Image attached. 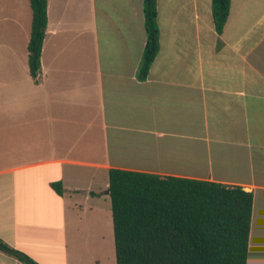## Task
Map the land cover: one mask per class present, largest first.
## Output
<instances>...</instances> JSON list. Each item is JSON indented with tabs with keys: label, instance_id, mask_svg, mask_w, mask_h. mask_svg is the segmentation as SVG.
<instances>
[{
	"label": "crops",
	"instance_id": "obj_1",
	"mask_svg": "<svg viewBox=\"0 0 264 264\" xmlns=\"http://www.w3.org/2000/svg\"><path fill=\"white\" fill-rule=\"evenodd\" d=\"M7 1L28 47L30 0ZM157 23L141 79L144 0H48L39 81L0 84L1 242L39 264H117L121 168L251 191L248 264H264V0H231L221 34L212 0H157ZM0 264L27 263L0 248Z\"/></svg>",
	"mask_w": 264,
	"mask_h": 264
},
{
	"label": "trees",
	"instance_id": "obj_2",
	"mask_svg": "<svg viewBox=\"0 0 264 264\" xmlns=\"http://www.w3.org/2000/svg\"><path fill=\"white\" fill-rule=\"evenodd\" d=\"M30 74L39 81L48 23V0H30ZM231 0H212L223 32ZM147 42L138 68L146 79L159 50L157 0H144ZM59 194L62 182H53ZM117 264H248L253 193L239 185L129 169L109 170ZM27 264H39L0 241Z\"/></svg>",
	"mask_w": 264,
	"mask_h": 264
},
{
	"label": "rangeland",
	"instance_id": "obj_3",
	"mask_svg": "<svg viewBox=\"0 0 264 264\" xmlns=\"http://www.w3.org/2000/svg\"><path fill=\"white\" fill-rule=\"evenodd\" d=\"M14 6L6 2L3 11L0 13V84H22L29 86L31 80L26 56L27 44H25L27 25L26 10L23 9L22 21L7 19V13L13 14ZM1 110V108H0ZM5 110H15L14 105H7Z\"/></svg>",
	"mask_w": 264,
	"mask_h": 264
}]
</instances>
